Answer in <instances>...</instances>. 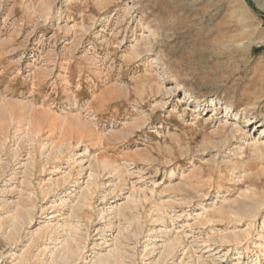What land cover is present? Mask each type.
Here are the masks:
<instances>
[{
    "label": "rangeland",
    "instance_id": "rangeland-1",
    "mask_svg": "<svg viewBox=\"0 0 264 264\" xmlns=\"http://www.w3.org/2000/svg\"><path fill=\"white\" fill-rule=\"evenodd\" d=\"M41 1L0 0V264H57L66 219L79 249L70 264H104L115 245L123 264H264V204L239 259L208 239L251 219H195L239 194L264 202L263 172L248 189L230 169L249 159L246 134L262 137L264 0ZM251 115L260 124L246 125ZM83 187L85 212L72 217ZM128 194L131 220L116 214ZM18 200L30 214L11 240L2 221Z\"/></svg>",
    "mask_w": 264,
    "mask_h": 264
},
{
    "label": "bare ground",
    "instance_id": "bare-ground-1",
    "mask_svg": "<svg viewBox=\"0 0 264 264\" xmlns=\"http://www.w3.org/2000/svg\"><path fill=\"white\" fill-rule=\"evenodd\" d=\"M48 1L49 0H42L41 4H43V6L47 5V7H48V5H49ZM206 105L207 106H209V105L213 106V108H214L213 110L215 111L214 114H216V109L217 108H215V107H219V102L217 101V99L212 98L211 100H209L207 102ZM232 113H233L232 107L226 106V111H225V117H226L225 119L226 120L224 122H225V124L229 122V124L232 125V128H230L229 132H227L226 130L224 131V135L226 136V138L228 140H231V138L235 136V132L238 131V129L236 128V125H238L237 121H231L230 122L229 119H227L228 116L231 115ZM214 114H212V115H214ZM195 116H196V119L201 118V113H196ZM235 116H237V114H235ZM5 120H0V125H8L7 121H5ZM234 120H235V118H234ZM258 120L259 119H257V117H255L253 115L248 116V117H246V121H247L246 125H250V126L254 125L255 126V124L259 123ZM32 123H33V120H28V125H32ZM261 134H262L261 138H259V139H255L254 138V139H251V141L248 138V134H246L247 138L244 139V141H242L241 145L239 146L240 149L244 150V148H245V149L250 151V155L248 157L249 159L246 160L245 164H242V165L239 164L240 165L239 166V165H237L238 161L236 163H234L233 160L230 161V164L232 165L231 166L232 168H230V167L229 168L233 171V173L235 172L236 169H239V171L242 173V174L240 173V176H242L243 180H247L248 181V183H247V184H249L248 185V189L253 184L252 182L250 183V180L251 181H255L256 180V182L257 181H261L262 180L261 173L262 172L264 173V168H263V170L262 169H258L257 171H255V173H253L254 169L256 170L260 164H262L264 166V127L261 128ZM94 159H95L96 164L99 165L100 167H102L103 169H106V167H108L111 164L110 160L108 161V160L98 159V158L97 159L94 158ZM112 168H113L112 170L114 171V173L117 172L118 174H121L122 170H120L118 168V166L114 165V166H112ZM237 177H239V176H237ZM239 181H241V179ZM245 186H246V184H245ZM87 187H88V185H87ZM255 190H253V191H255ZM77 192H78V190H77ZM241 192L243 194L245 191L244 192L241 191ZM252 193H251L250 196L248 195L249 202L245 201V200H241V198H238L241 195V194H239L237 199L232 201L233 203L229 202V204H223V201L221 200L222 203L219 206L213 205V207H210L209 209H208V207L205 206L203 208L204 211L202 213H200L197 217H195L196 221H199V223L203 224V226L205 224H209V223H214V224L215 223H222L223 224L224 222H228V223L239 222V224H240V222L245 221V219L246 220L247 219H251V222L248 221V227L246 229H244V230H238L237 231V230L234 229L232 231H228L227 230L225 232L222 229L224 232L220 230V232L218 231L217 233L210 234L209 239H208V240H211V239L215 240L217 237H219L220 239L219 238L218 239L221 240V242L229 243V245L231 243V245H233V246L235 245V247H232V248H236V249L239 248L238 251L236 252L238 259L242 258V257H245V255L249 254V252H250V248H249L250 246L246 245L247 243L245 244V246H243L242 243H243V241L248 240L246 238H248V236L251 233V228H252V225H253V221L257 218V216L259 214H261L260 211L262 210V206L264 204V202L260 201L261 199H263V198H260L261 197L259 195L260 193L259 194L257 192H254L253 194ZM256 195L260 196V197H257V198H260V200L256 199ZM77 198H78L77 206H75V207L72 206L73 208L71 209V216L72 217H79L81 211L85 212L84 209H85V206L87 205V201L89 199L88 191L83 187V189L82 190L80 189V191L78 192V197ZM124 198H126L127 200L122 205H120V207L117 208L116 214H117V216H120L121 219L123 218V219H126V220H131V219L134 218V215L132 213L133 211L131 212V210L133 208H136V205L133 204V207H131V205H130L131 204V200H132V203H135L133 201L132 194H128ZM246 198H247V196H246ZM224 200L226 201V199H224ZM250 200L253 201V202H250ZM25 207L26 206H25L24 200H18L17 202H13L12 201V204H10V206H9L7 212H6L7 216L2 221V224L8 230L7 233H6L8 239H11V240L17 239L18 235H19L20 226L23 225L24 222H26L28 220V217H29L30 213H28V211L25 209ZM263 217H264V215H263ZM261 223H262V231L259 232L258 236H260V238L264 239V219H263V221ZM190 225H192V224H190ZM62 226L64 227V230L67 231L66 232L67 234L63 238V240H61L58 243V245H60V246L57 247L58 246L57 245V246H55L52 249L51 254H53L54 260L56 261L57 264H70L71 261H73V254H75L77 251H79V249L76 248L75 245H74L75 246L74 247L73 244H72V241L74 240V236L72 235L73 225L71 224V222H69L66 219L62 224H58L56 228L62 227ZM44 227H45L44 230H48L50 228V225L44 226ZM226 227H224V228H226ZM253 235L254 234H252V236ZM244 239H246V240H244ZM247 242H249V240ZM177 244H178L177 237L173 238L172 240H169L168 243L164 244V253H166V254L167 253H172L175 250ZM118 246L115 245V248L113 249V251L110 250L106 255L101 256L100 258H98L99 259L98 261L100 263H104V264H123L124 263L123 254L120 251ZM77 247H79V246H77ZM260 252L261 253L263 252V254H264V250H261ZM19 257L20 258L23 257V252L20 253ZM16 258H18V257H16ZM260 258L261 257H257L254 264H260L261 263L259 261ZM19 263H21V262H19ZM239 263H240V261H237V263H235V264H239ZM14 264H17V262L14 263Z\"/></svg>",
    "mask_w": 264,
    "mask_h": 264
}]
</instances>
